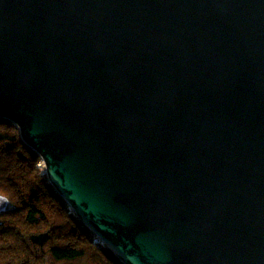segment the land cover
Instances as JSON below:
<instances>
[{
  "label": "water",
  "instance_id": "obj_1",
  "mask_svg": "<svg viewBox=\"0 0 264 264\" xmlns=\"http://www.w3.org/2000/svg\"><path fill=\"white\" fill-rule=\"evenodd\" d=\"M0 117L124 264H264V0H0Z\"/></svg>",
  "mask_w": 264,
  "mask_h": 264
},
{
  "label": "trees",
  "instance_id": "obj_2",
  "mask_svg": "<svg viewBox=\"0 0 264 264\" xmlns=\"http://www.w3.org/2000/svg\"><path fill=\"white\" fill-rule=\"evenodd\" d=\"M40 155L0 117V264H124L48 181Z\"/></svg>",
  "mask_w": 264,
  "mask_h": 264
},
{
  "label": "clouds",
  "instance_id": "obj_3",
  "mask_svg": "<svg viewBox=\"0 0 264 264\" xmlns=\"http://www.w3.org/2000/svg\"><path fill=\"white\" fill-rule=\"evenodd\" d=\"M0 200H2V201H6V197H2V196H0Z\"/></svg>",
  "mask_w": 264,
  "mask_h": 264
},
{
  "label": "bare ground",
  "instance_id": "obj_4",
  "mask_svg": "<svg viewBox=\"0 0 264 264\" xmlns=\"http://www.w3.org/2000/svg\"><path fill=\"white\" fill-rule=\"evenodd\" d=\"M43 165H44V162L42 161L41 164H40V166H43Z\"/></svg>",
  "mask_w": 264,
  "mask_h": 264
},
{
  "label": "rangeland",
  "instance_id": "obj_5",
  "mask_svg": "<svg viewBox=\"0 0 264 264\" xmlns=\"http://www.w3.org/2000/svg\"><path fill=\"white\" fill-rule=\"evenodd\" d=\"M40 164H41V162H40ZM40 164H39V166H40ZM40 167H42V169L44 168V166H40Z\"/></svg>",
  "mask_w": 264,
  "mask_h": 264
}]
</instances>
